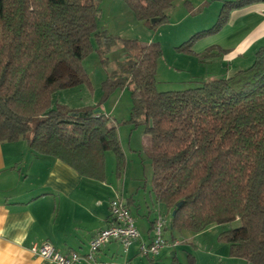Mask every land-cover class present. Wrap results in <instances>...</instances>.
<instances>
[{"label": "trees", "instance_id": "obj_1", "mask_svg": "<svg viewBox=\"0 0 264 264\" xmlns=\"http://www.w3.org/2000/svg\"><path fill=\"white\" fill-rule=\"evenodd\" d=\"M99 1L0 0V143L24 140L36 156L54 157L96 180L105 178L110 151L117 173L124 171L110 115L97 107L52 106L54 91L89 81L81 61L94 35L106 65L108 53L121 48L103 87L130 90L129 121L149 135L151 191L169 215L175 210L172 233L236 220L238 229L220 234L230 256L264 264V45L249 67L229 77L159 91L160 44L121 39L99 27ZM174 1L125 0L149 26L164 21ZM253 1L226 0L216 31L228 11ZM191 40L179 48L193 51ZM187 257L194 264V255Z\"/></svg>", "mask_w": 264, "mask_h": 264}, {"label": "rangeland", "instance_id": "obj_2", "mask_svg": "<svg viewBox=\"0 0 264 264\" xmlns=\"http://www.w3.org/2000/svg\"><path fill=\"white\" fill-rule=\"evenodd\" d=\"M225 1L175 0L165 20L155 26H149L135 16L125 0H100L98 25L121 39L134 40L140 44L159 43L162 56L156 69L157 90L183 89L189 86L187 81L200 80L208 74L225 73L229 74L228 77L233 75L237 70L233 66L241 58L238 61L227 60L225 58L229 51L227 48L232 50L231 48L242 42L262 19V15L256 12V5L261 4L264 7V0H256L228 11L227 22L216 31ZM90 40L91 50L81 61L89 81L54 91L51 97L52 106L63 104L75 109L97 107L110 115L116 124L124 153L127 180L135 173H139L141 176L139 194L145 195L150 203L152 166L148 147L149 135L144 132L142 126H136L129 121L132 107L130 90L124 87L107 91L103 87L108 69L116 68L115 60L120 58L121 48L114 47L108 53L109 62L106 65L102 62L94 35L90 36ZM189 40L192 41L193 51L188 52L179 48ZM260 45H264V41H261L258 47ZM245 55L243 61L247 68L253 63L254 54L247 52ZM114 164V155L108 151L106 171L108 176L116 179ZM145 184L146 190L143 188ZM161 210L162 216L169 222L171 215L167 213L165 207H161ZM154 213L151 211L150 215L153 216ZM132 214L134 220L140 217L134 209ZM238 228L239 222L231 220L213 224L198 233L187 230L174 232L177 241L167 240V246L173 247L176 242L178 243L175 249L177 255L175 264H188L187 253L194 255V264H251L243 258L230 256L228 242L220 239L222 232ZM141 259L144 263H149L147 259Z\"/></svg>", "mask_w": 264, "mask_h": 264}, {"label": "crops", "instance_id": "obj_3", "mask_svg": "<svg viewBox=\"0 0 264 264\" xmlns=\"http://www.w3.org/2000/svg\"><path fill=\"white\" fill-rule=\"evenodd\" d=\"M262 9L261 4L256 5L262 19L255 30L232 50L224 49L228 51L227 60L241 58L234 69H244V55L254 54L264 41ZM228 75L208 74L202 79ZM114 177L107 174L106 157L105 178L96 180L80 175L54 157L36 156L24 140L0 143V264H53L29 250L33 244L43 242L51 243L63 254L72 251L85 254L96 234L111 224L109 202L114 197L120 198L131 214L132 209L140 214L135 219L140 239L127 250L121 242L110 241L96 253V264H147L141 258L147 259L148 264H175L176 245L162 248L155 256L139 253L140 242L151 241L152 224L158 214L162 215L161 207L165 205L156 201L152 191L150 203L145 195L139 194V173L127 180L126 170L118 174L114 164ZM143 188L146 190V184ZM151 211L155 212L153 216ZM164 238L177 241L170 230V221L166 222Z\"/></svg>", "mask_w": 264, "mask_h": 264}, {"label": "built area", "instance_id": "obj_4", "mask_svg": "<svg viewBox=\"0 0 264 264\" xmlns=\"http://www.w3.org/2000/svg\"><path fill=\"white\" fill-rule=\"evenodd\" d=\"M109 208L112 218L111 224L96 234L90 241L85 254L76 251L63 254L49 242L33 244L29 248L30 252L35 256L49 260L53 264H79L82 261L88 264H96V253L110 241L117 240L121 242L124 249L127 250L134 241L140 239L134 217L127 205L118 197L110 200ZM165 225V218L158 214L153 222L151 241L149 243L140 242L139 253L142 256H155L168 245V241L164 238ZM175 245H177V242Z\"/></svg>", "mask_w": 264, "mask_h": 264}, {"label": "water", "instance_id": "obj_5", "mask_svg": "<svg viewBox=\"0 0 264 264\" xmlns=\"http://www.w3.org/2000/svg\"><path fill=\"white\" fill-rule=\"evenodd\" d=\"M156 20H152V22H155ZM178 206H180V203L178 204ZM175 215V210L174 211H172V213H171V216L173 217Z\"/></svg>", "mask_w": 264, "mask_h": 264}]
</instances>
